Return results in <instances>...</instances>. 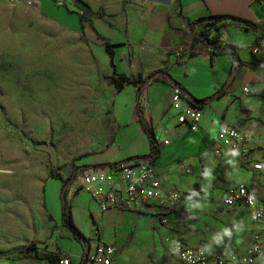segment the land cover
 <instances>
[{"label": "crops", "instance_id": "crops-1", "mask_svg": "<svg viewBox=\"0 0 264 264\" xmlns=\"http://www.w3.org/2000/svg\"><path fill=\"white\" fill-rule=\"evenodd\" d=\"M115 3V8L108 6L103 18L92 15L89 7L93 23L86 27L83 19V26L102 69L111 76L114 69L102 39L116 45L117 73L130 82L116 89L114 113L117 115L118 103L127 94L137 116L133 113L130 121L124 109L111 144L80 161L79 170L149 157L150 133L141 114L150 129L162 125L170 132V143L158 147L160 153L153 163L164 177L166 189L179 193L180 201L170 211L148 205L103 210L99 199L78 181L68 185L67 192L64 182L69 177H52L42 190L40 220L30 221L32 230L18 243L35 242L38 251L47 256L0 258V264H50L47 257L52 254L66 255L72 264H84L88 247L63 224L64 194L76 226L90 240L89 249L99 243L117 248L112 264H182L176 248L179 240L208 253L241 255L258 241L263 252L256 256L255 264H264V223H253L250 207L243 203L224 204L228 189L239 183L264 202V171L253 169L255 163L264 162V51H254L257 46L264 48V0ZM41 10L55 13L50 7ZM214 16L228 18L214 20ZM202 19L209 20L200 22ZM200 26L207 28L221 50L232 55L214 52L196 37ZM172 85L201 101L195 105L202 113L197 128L176 125L177 113L168 108L167 92ZM225 125L245 134L249 147L245 161L220 142V129ZM140 143L142 148L137 149ZM48 183L55 188L49 197Z\"/></svg>", "mask_w": 264, "mask_h": 264}, {"label": "rangeland", "instance_id": "rangeland-1", "mask_svg": "<svg viewBox=\"0 0 264 264\" xmlns=\"http://www.w3.org/2000/svg\"><path fill=\"white\" fill-rule=\"evenodd\" d=\"M78 1L103 18L118 0H0V258L47 256L18 244L41 218L44 183L104 151L124 109L137 116L127 94L114 113L115 76L80 31V17L86 27L93 19ZM46 189L54 194L53 183Z\"/></svg>", "mask_w": 264, "mask_h": 264}, {"label": "built area", "instance_id": "built-area-1", "mask_svg": "<svg viewBox=\"0 0 264 264\" xmlns=\"http://www.w3.org/2000/svg\"><path fill=\"white\" fill-rule=\"evenodd\" d=\"M198 36L203 35L213 40L211 33L205 26L198 27ZM214 41V40H213ZM256 53L264 51L262 46L254 48ZM249 92L248 88L244 89ZM168 108L177 113L176 125L189 129L198 127L202 113L189 99L185 92L176 85H172L167 92ZM175 126V127H177ZM157 146H166L170 143V132L162 126L152 127ZM220 142L223 146L239 152L242 160L248 158L249 147L245 134L232 125H225L220 129ZM221 155L220 151H217ZM253 169L264 171V162L255 163ZM76 181L99 199L103 210L110 208L140 209L142 206H155L165 211L174 209L179 201L180 194L166 189L164 177L154 167V163L147 158H139L129 163L109 168H87L79 170ZM243 203L250 207L253 223H264V202L257 200L249 187L244 183L231 186L225 205ZM160 217V220L164 219ZM182 264H255V258L263 252V245L255 241L245 254L237 253H208L200 249H192L184 241L176 243ZM117 248L113 245L99 243L85 259L86 264H112L117 254ZM59 264H72L66 255H61Z\"/></svg>", "mask_w": 264, "mask_h": 264}, {"label": "trees", "instance_id": "trees-1", "mask_svg": "<svg viewBox=\"0 0 264 264\" xmlns=\"http://www.w3.org/2000/svg\"><path fill=\"white\" fill-rule=\"evenodd\" d=\"M89 12H90V10L87 13H89ZM226 18H228V16H214V17H212V19H214V20H222V19H226ZM207 20H209V19H202V20H200V22H204ZM80 21L82 24L83 23V17H80ZM80 31L85 35L83 25L80 27ZM196 37H199V39L202 40L208 47L212 48L214 52L219 51V53H221V54L232 55L231 53H227V52L221 50L220 47L216 45L215 41L209 39L208 37H205L203 35H200V36L196 35ZM102 40H103V45L105 46V49L110 56L111 66L114 69V76H115L114 77L115 78L114 83H115L116 87L120 90V89L124 88V86L126 84H128L130 82V79L124 74L120 75L117 73L116 51H115L116 45L114 43H112L110 40H106L104 38ZM140 119H141V122L144 125L145 129L150 133V143H151V147H152V153L149 155V157H146V158L149 159L151 162H155L159 156L160 151H159V148L157 146V142L155 140L153 130L147 126V124L145 123V121L143 119V115H141V114H140ZM140 158L143 159L145 157H140ZM121 164H123V163H114V164H109L108 166L115 167V166H119ZM77 174H78V172L75 171L64 182V186L66 187V186L72 184L75 181ZM56 178L60 179V177H56ZM63 224L71 231V233L75 237H77L81 240H84L86 247H88V248L90 247V240L84 237V235L81 233V231L78 229V227L76 226V224L74 222L71 207L68 205L67 201L65 200V194L63 196ZM47 258L50 261V264H59L60 256H58L56 254L55 255L52 254V255H49ZM85 263L86 262H84V264Z\"/></svg>", "mask_w": 264, "mask_h": 264}, {"label": "water", "instance_id": "water-1", "mask_svg": "<svg viewBox=\"0 0 264 264\" xmlns=\"http://www.w3.org/2000/svg\"><path fill=\"white\" fill-rule=\"evenodd\" d=\"M77 6L84 12H88L89 11V6L85 3H83L82 1H78L77 2ZM186 94V93H185ZM190 99V101L194 104V105H200L201 104V101H199L198 99H196L195 97H193L192 95H187ZM84 241V240H83ZM89 248L86 249V252H85V257H84V262H85V259L89 253Z\"/></svg>", "mask_w": 264, "mask_h": 264}]
</instances>
